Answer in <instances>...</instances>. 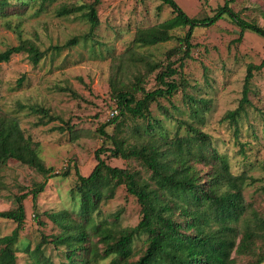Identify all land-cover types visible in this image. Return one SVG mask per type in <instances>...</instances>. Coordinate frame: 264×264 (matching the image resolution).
<instances>
[{
    "label": "trees",
    "instance_id": "1",
    "mask_svg": "<svg viewBox=\"0 0 264 264\" xmlns=\"http://www.w3.org/2000/svg\"><path fill=\"white\" fill-rule=\"evenodd\" d=\"M36 1L44 8L58 0H0V16L10 25V16H22ZM161 1L172 8L173 16L157 25L139 28L133 45L126 52L125 58L141 67L134 75L135 81L130 85L118 76L111 78L116 108L112 117L98 129L104 139L103 145L95 151L97 162L93 170L84 175L74 164L76 179L70 192L75 207L43 212L62 230L52 239L43 233L33 249L27 243L23 248L26 254L21 258L18 243L26 220L24 201L32 196L33 218L39 225H45L38 210V198L50 179L68 177L72 170L71 164L62 172L48 166L40 145L22 127L21 112L35 115L38 118L36 126L55 122L58 117L49 108L19 101L13 109L6 110L0 104V165L16 160L43 178L28 191L15 194L13 208L0 211V219L17 223L10 234L0 237V264H238L244 258H248L246 264L264 263V210L257 208L245 195L247 186L256 178L246 172L234 173L228 156L217 149L211 135L201 127L208 101L188 96L192 120L176 116L180 108L174 103L173 111L162 104L164 99L172 101L180 89L187 96L189 81L184 67L187 60L193 58V38L197 29L229 17L240 27L238 40L241 41L247 30L264 37V27L243 19L230 6L233 0H225L213 15L204 17L188 15L176 0ZM98 3L99 0L61 3L55 9L56 16L77 18L88 24V31L64 44L46 48L20 34L18 44L0 51V66L23 53L36 67L49 54L54 59L62 50L76 45H83L97 54L100 43L95 38V30L101 24ZM15 28L20 33V25ZM176 29H183L185 33L174 36ZM173 38L178 44L167 51L166 60H157L153 52L138 51ZM263 67L264 61L249 64L240 104L228 111L224 120L238 125L248 114L247 106H252L250 84L255 71ZM157 69H160L155 77L157 84L147 89L142 85L144 76ZM24 81L25 76L19 78V87ZM198 102L205 107H199ZM154 104L164 117L154 113ZM166 118L174 120L173 128L167 126ZM109 125L114 126L112 133L105 130ZM57 129L65 130L62 126ZM103 154L137 160L147 175L112 166ZM121 186L140 205L141 219L135 226L121 225L122 210L113 213V218L103 215V206L115 197ZM49 243L63 247L65 259L55 262L47 256L44 246ZM107 258H111L110 262L103 263Z\"/></svg>",
    "mask_w": 264,
    "mask_h": 264
},
{
    "label": "rangeland",
    "instance_id": "2",
    "mask_svg": "<svg viewBox=\"0 0 264 264\" xmlns=\"http://www.w3.org/2000/svg\"><path fill=\"white\" fill-rule=\"evenodd\" d=\"M14 2L28 0H12ZM32 1V0H30ZM95 0H58L50 7L41 8L40 1L32 3L22 15H12L8 19L0 16V51L9 45H16L23 38L37 41L42 48L53 44H64L74 36L87 32V23L74 17H58L55 9L61 3H91ZM182 9L192 17L211 16L225 0H176ZM232 9L243 19L264 27V0H233ZM100 26L95 30L99 41L97 54L83 46L76 45L56 54H49L38 66H34L26 54L20 53L0 66V104L10 110L21 101L39 103L50 109L57 120L46 126H36L38 118L21 112L22 127L26 134L40 145L42 156L48 166L62 172L71 164V175L55 176L50 179L46 190L38 198V210L45 225H39L33 218V198L25 201L26 220L21 231L20 258L26 253L23 248L28 243L33 249L44 233L50 239L59 234L62 228L51 221L43 212H60L73 209L75 203L71 187L76 179L74 164L82 174L88 175L97 159L95 151L103 145V135L99 128L115 113L116 102L112 98L111 78L118 76L124 83L132 84L138 72L126 57L133 45L137 30L154 26L173 16L172 8L161 0H99L97 5ZM20 23V24H18ZM15 25H20L19 30ZM240 27L229 17L215 24L197 29L193 38L192 59L184 67L189 85L185 91L180 89L172 101L162 100L173 111V103L180 108L176 116L191 119L192 104L188 96L208 101L203 130L211 135L217 149L229 158L232 171L236 174L246 172L256 178L246 188L245 195L257 208L264 210V67L255 71L250 84L249 98L252 106H247L248 114L238 125L224 120V115L236 109L243 97L245 77L249 64L264 61V37L250 30L245 31L241 41ZM185 30L176 29L173 35H183ZM178 44L172 40L154 47H144L138 51L153 52L157 60H166L169 49ZM102 53V54H101ZM102 55V56H99ZM173 59H175L173 57ZM143 73L145 71L144 68ZM160 69L144 76L142 85L153 89L156 74ZM118 74V75H117ZM25 76L22 87L18 80ZM199 107H205L198 102ZM154 113L164 117L157 104ZM167 126L174 127V120L166 118ZM64 127V131L57 127ZM113 125L105 128L113 132ZM112 166L130 168L142 175L146 170L137 160H129L103 154ZM41 175L28 166L12 160L0 165V211L15 206L14 195L28 191ZM122 210V226H135L141 219L140 205L124 186L119 187L114 198L103 206V215L113 218V213ZM17 223L0 219V237L10 234ZM25 249V248H24ZM44 252L55 262L65 259L63 247L54 243L44 246ZM107 258L103 263H109ZM248 258L238 264H246ZM264 264V263H262Z\"/></svg>",
    "mask_w": 264,
    "mask_h": 264
},
{
    "label": "built area",
    "instance_id": "3",
    "mask_svg": "<svg viewBox=\"0 0 264 264\" xmlns=\"http://www.w3.org/2000/svg\"><path fill=\"white\" fill-rule=\"evenodd\" d=\"M113 114H114V112H113Z\"/></svg>",
    "mask_w": 264,
    "mask_h": 264
}]
</instances>
